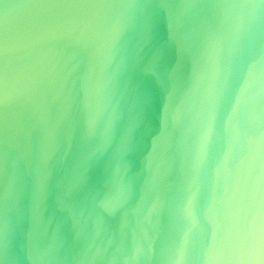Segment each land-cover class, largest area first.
<instances>
[{"label":"clouds","instance_id":"9594fccd","mask_svg":"<svg viewBox=\"0 0 264 264\" xmlns=\"http://www.w3.org/2000/svg\"><path fill=\"white\" fill-rule=\"evenodd\" d=\"M0 264H264V0H0Z\"/></svg>","mask_w":264,"mask_h":264}]
</instances>
